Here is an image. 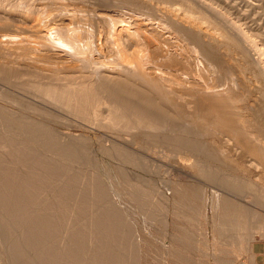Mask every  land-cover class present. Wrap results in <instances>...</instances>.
Here are the masks:
<instances>
[{
  "label": "rangeland",
  "instance_id": "rangeland-1",
  "mask_svg": "<svg viewBox=\"0 0 264 264\" xmlns=\"http://www.w3.org/2000/svg\"><path fill=\"white\" fill-rule=\"evenodd\" d=\"M27 1L28 0H0V4L6 3L10 5V4H16V3L18 4L22 2V5H26L25 3ZM32 1L34 2L35 0ZM43 1L45 4L44 8L48 9V7L51 8L52 6L54 11L60 10L61 13L58 14L57 18L63 20L64 23H69L70 27L75 26L74 30L71 31L72 33H74L75 39L72 40L65 38L63 44L57 45L56 48L55 47L53 48V45L54 46L56 45L53 44V42H51L50 45L48 46L45 45L43 47V45L45 44L44 42L46 41L44 42L41 41L42 44L40 43V41L39 42L37 41L39 39L38 37H36L37 31L33 29L34 27L31 28L30 26L31 22L30 24L28 22L25 23L19 19L20 18L19 16L17 18L16 15L13 16L14 14H11L12 15L11 16L10 14L7 15L3 12H0V68H1L0 69V112H3V114H5V116L8 117L17 116V114L19 116L20 114H22L24 115L23 116L24 118L29 116V118L32 117L34 118V120L42 121V123L48 124L50 128H54L53 131L54 130L57 131L55 132L59 134L58 136H56L58 140L60 138L59 137L60 135H61L60 140L65 141L66 139L67 140L71 139L72 141L76 142V144L79 143V145L80 143L86 140V142H84L86 143V145L82 143L86 146V148L85 146L84 147L81 146L80 149L77 151L75 157L73 159H68L67 157L56 155L55 152L52 151L51 149H50L51 151L45 147H44L45 149H43L42 146L33 143V141H31L29 138L24 137V135H20L21 133L19 128L21 127V125L19 121L21 120H19L17 124L12 126L10 129L9 128L7 129L4 125L0 124V132H2L4 135L6 134L8 137L10 136L14 137L12 138L13 141L15 143L18 142L16 146H18V144L25 145L28 143L27 145L30 147L31 146L30 144H33V148L30 147L31 152L27 156H25V158L27 157L26 161L23 157V159L20 160H24V162L22 161L23 163H21L20 160L18 161L17 159H15L8 151L12 147L9 148L8 145L7 147H5L6 144H4L3 141H5L6 137L3 138L4 139L3 141L1 139L0 157L6 159V163L3 166L0 165L1 166L0 169L2 168L1 170L9 166L10 167L15 166L18 168L17 169V171H19L18 173H21V175H23L26 172L28 166V170L31 173L32 170L29 169L31 165L29 164L32 163L33 160H35L37 157H39L40 154H42L40 157H44L45 159L47 158L59 159L58 161H60L61 165H63L66 168L68 167L70 169V173H77L78 171L77 173L78 180L76 181L74 187V193L76 195H74L72 199L70 198V199H66V201L64 200L62 201L58 196H56V194H54L53 187L44 186V188L42 187L40 191L37 192L38 194L35 193V196L33 197L35 200L32 198L28 203H26L25 206H21V208L23 209V213L21 212L22 210L19 205L18 207L17 205L7 206L8 209L7 210L6 207L3 205V203L5 204L3 198V201H1L2 203L0 202L1 203L0 208L2 210L5 208L6 210L4 209V211H6V213L5 214L4 212L2 213L7 216L8 215L20 216L21 214L23 215L26 213L28 215L29 213L32 214L35 212L36 214L34 213L33 214L34 216L36 215L38 217L43 216L42 218L54 214L59 216L61 222L59 226L61 228L59 227L60 231H58L57 234L59 236L55 235L54 237V239H56V243L58 242L57 246H60L59 244H61L60 249L64 248V246L65 247L67 246L68 233H66V231L72 229L71 230L73 233L72 236L75 235L74 231L76 233V235L73 236L72 238L75 237L74 239H76L78 235L80 237V238L78 237L77 241H75L76 246H74V243L72 242L73 239H71L70 242L74 247L79 246L81 242L85 239L84 240L85 242H82L81 244V249L79 248L80 250H83V247H85V249L83 250L84 252L80 253L83 259L86 257L87 254L89 256V253L91 251L93 252V250H95L97 247L96 241L98 240L99 234L95 232V230L93 231L94 229L93 223L94 220L99 215V213L103 214V211L107 209H113V210L116 209L117 215L120 218L124 217L121 220V225H120L121 228H119L120 231L117 230V234H119L118 236L119 238L116 237L121 241L120 244H117V246L119 245V247L116 246V248H118L117 250L120 253L117 250L116 252L118 254H123V252L125 253L126 256L124 255L125 256L124 261L131 260L130 262L125 261L124 264H241L246 257L249 258L252 252L256 251V249L258 248L260 241H262L261 239H264V113H263L264 105L263 103H261L259 99L256 102V97H255L256 93H254L256 91L253 90V82H252L254 80L253 79L251 80V78L249 77L250 74L248 73V90L246 89V87L243 85L242 82L238 84L239 81L237 82L233 81L236 83L235 85L236 88L233 85L230 86L229 84L230 88L228 86V88L226 89L224 88L223 84L226 83L225 85H227L228 81H231L230 79L232 77L235 79L237 77V73L235 74L233 73V75L231 74L228 75L226 78H228L229 80L225 79L223 82V80L219 79L220 77L219 71H221L223 68H220L221 70H219L213 66L214 68L213 70L212 67L208 68L207 63L205 64L204 61H202L203 63H201V65L200 62H198L199 64H195L196 66L194 65V63L196 62H194L193 60L188 61V63L187 62L185 63L184 60L181 61L182 64L184 62V65L180 63L181 66L185 67V65L189 66L190 64L189 66L190 69L188 70H191L193 68V65H194L193 68L194 70H196L195 67L196 68L201 67L203 69L202 70L201 68H198L203 71L205 76L201 78L202 79L205 78L204 80L207 81L208 86L209 85L212 86V88L209 86L210 88H208V90L212 89L211 91H213V89L215 90L217 89L218 90L217 92H224L229 96L233 94H236L237 96L239 95L241 100L235 103H231L236 105L239 104L237 106L238 108L234 105L229 104L231 107L228 105L231 113L234 111V113L236 114L239 123L238 122L233 123V121L230 118L228 119L227 117L221 118L220 116H218L217 119L214 117H213L214 119L211 118L209 119L207 116H205L207 117L205 118L203 115L205 119L204 120L202 119L203 117L201 116V114L200 115L197 114L198 112V110L196 111L197 106L195 107V104L193 103V104H188L189 106L182 105L183 107L175 106L176 107L175 108L174 106H172V109L168 107L169 112L170 110L172 111L174 109L172 112H170V116L172 117L175 116L173 118L171 117L172 120H170V123L168 125H171L173 127V130L175 131L177 129L176 127L179 126L178 130L179 131L182 130L180 131V134L182 132L184 133H182L183 135L182 134L180 135L178 130L174 132L173 130L171 131L169 129L170 132L178 134L179 136H183L185 139L192 142V144L190 145L191 147L186 146L180 148L174 146V142L170 141V139L165 140L166 138H159L160 141L155 140L152 137L150 138L144 136H141L140 138H134V136L133 135L131 136V134L135 133L137 130H135V132L129 133L130 134L129 135L128 133H126V130L122 129L121 127L118 129L117 127L112 128V126L102 123L105 121L102 119V115L104 118V116L108 113L107 110L104 112L105 104L104 105L101 104L98 107L99 110H101L100 112H102V110L104 109L102 115L101 114L99 115L101 116L100 118H98L99 116L96 117V119L94 117L93 118L90 117L92 119H90L89 117H81L80 115L71 112L68 109H63L60 107L55 108L54 105H52L51 103L46 102L45 104L42 100L38 98L37 99L39 101L33 99L32 97L30 98V96H33L35 98L36 96L26 95V94H22L19 91H16V89L18 88L15 86L12 87L11 83L20 84L22 83V81L25 82L28 79L30 80V78L33 79L34 77L33 72H35L36 70L37 71L39 70L40 73L38 74L40 75L38 76L36 71L34 73L36 75L34 79L37 78L40 79L41 75H43L42 77L43 79L42 78L41 79L46 80V77H44L46 74L45 71L43 72V70L41 69H36L33 66H29L32 67L33 69L32 71V69H30L27 66L25 61L27 62L30 61L33 62L34 64L38 61L37 63L41 65L36 63V67L46 66L47 64V67L50 68L52 67L53 69L56 67L55 69L58 70L59 68L61 69L63 68V66L65 67L69 64L78 65L79 63L82 62V60L80 62L79 59L80 57L78 55L76 56V54L73 55L70 52L71 50L67 51V48L65 49L64 47L76 46L77 50L79 51V54L81 56H85V50L83 48L89 47L91 44H93L92 42H94L93 45H95L93 46V48L97 46L96 49H98L101 46V48L103 47L101 50L103 51V53L105 52L104 55L99 56L98 59L96 50L92 48V51L94 50L92 54V56H94L93 59L95 58L94 61L97 59L98 61L105 60L106 64L112 65L113 63H115L114 57H118V55L116 56L115 53L110 49L109 44L105 42L103 34L106 33L104 30L107 28L104 27H106L107 22L104 19L101 20V17H99L98 15L107 16V12H111L112 8L115 7L122 8V6L133 7L138 12H142L140 10H143L142 13H144L145 7L140 5L139 3L133 2V0L131 1L127 0L128 2L125 0H63V3L61 1V4H60V0H58L59 4H57V2L54 1L53 4L52 2H49V0L46 1L43 0ZM251 1L255 2V0H249V2L248 0H202V3H205L206 5L212 4L213 8L215 7L216 9H219L222 12L226 13L228 18L233 19V20L231 19L232 21L237 20L236 23L239 26L241 25L242 29L247 31L248 34L250 35L249 43H251L252 45H256V47L260 49L261 52L256 55H260L261 57H263L262 59H260V61L264 65V37H263L264 35L262 31L264 29L263 26L264 3L263 2L261 3V1L259 0L256 1V3L260 5V6L258 5L256 9L254 7L251 8L249 5H247L250 4ZM36 2L39 3V0L35 1V3ZM150 2H152L154 5H159L163 7H166L168 5L173 7L174 6L180 7V9L185 7L182 4L183 1L181 2V0H153V1L151 0ZM139 5L142 8L139 7ZM226 5H228L230 9H228ZM224 9H227V11ZM145 10L146 13L144 14L145 15L147 14L149 16L151 14H152L151 16L154 15L156 16L157 14L161 15V13H163L162 10L153 11L150 7L148 10L147 9ZM46 17L44 18V20H47ZM71 19H73V21ZM203 23L204 25L207 24L206 22ZM213 29L215 33L218 35L219 34L217 32L218 29L216 28ZM32 30L33 31L35 30L36 33H34ZM257 30H261V31H257ZM23 35L29 37L30 39H32L33 36V39L36 41V44L38 45V47L36 46L37 47L36 50L42 47L44 49H40L36 51L32 48V50H34L32 51L30 50L31 49L30 47L27 46L25 47V45L19 43L21 39H18V38H22ZM67 35H69V33H67ZM99 35L101 38L99 37ZM12 36H15L16 42L14 40L13 41L9 40ZM180 38H182V36ZM180 38L178 44L184 46L187 53L189 55H192L191 54L192 51L190 50L191 48L189 49L187 47L188 46L187 41L182 42ZM183 41L185 40L183 39ZM36 44H32V45H36ZM46 44L48 43L46 42ZM46 46L49 47L50 50L49 49L45 50ZM182 46H180L181 50L183 49ZM187 49H189L190 51H188ZM35 52L38 53L35 54ZM185 52L183 55H186L187 57L188 54ZM57 53L59 54L66 53V54L59 55ZM28 57L31 59H27ZM33 58L34 59L37 58V60L33 61L34 60ZM40 59H41L40 62L42 63L39 62ZM115 59L117 60L118 58ZM98 61L97 62L95 61L97 65L100 64L98 63ZM48 64L50 66H48ZM52 64H54L55 66L53 65L54 66L53 67ZM56 65L57 66L61 65L62 67L60 66L57 68ZM92 66L93 64L89 66V68L83 67L85 71L86 69H88L90 72H85L84 70H82L83 72L80 73V71L77 72L78 71L77 70L71 72L74 74H71L70 72L69 73L71 74V76L72 75L76 76L77 74L78 76H81V74H83L84 72L87 75L91 73L90 70L91 68H93V70L96 69V65H94L93 67ZM26 69L28 70V72L32 71L33 77L30 76L31 73L29 74ZM34 69L36 70L34 71ZM164 69L165 68L163 67V70ZM204 69H206L207 71ZM63 70L65 69L63 68ZM156 70L158 69L155 68V71ZM20 71L22 72L23 75H20L21 74ZM23 71H26L28 73L27 74L28 77L26 76V72ZM231 71L236 72L232 68ZM41 72L44 74H41ZM199 72L201 73V71ZM203 73L201 74L203 75ZM93 74L96 75V73H92L90 74L91 77L88 76L89 78L88 77L87 78L91 79ZM8 78L12 81L10 82ZM210 78H212V80ZM210 82L213 84H211ZM221 84L223 85V87ZM242 86L245 88H243ZM13 89H15V91ZM7 93L11 95L13 98H14L13 95H15V97L20 96L25 98L26 101L28 100L31 103L40 104L41 106H43V108L45 107L44 110L46 111L50 110L49 112H53L54 116L48 117L47 114L46 115L44 114L43 116L38 113L34 114L33 110L31 109L26 110L27 109L26 107H24L25 109H22L20 105L15 104L14 102H10L9 100L6 101L5 94ZM253 97H255V102L254 101L252 102ZM232 107H234V109ZM186 110H188V112H186ZM177 112L178 114H176ZM182 112L184 114H182ZM233 114H231L232 117L235 115ZM229 119L232 122L227 121ZM172 121H174L175 123ZM100 122L103 125H101ZM173 125L176 126L174 127ZM186 126L188 127V129L186 128ZM238 126H240V128ZM182 127L183 129H180ZM186 131L187 132L189 131V133L188 134L185 133ZM239 131L242 133L240 134ZM136 133H140V131H137ZM193 138L195 141L191 140ZM163 140L166 141V143L163 142ZM196 140L201 142V147L204 146L203 148L205 147L210 148L213 146L212 148L215 150L214 151L210 150L206 152V150H203V148L201 147L199 149H195L194 148L196 147L195 145H198L199 143ZM117 141L121 144H119ZM2 143L3 145H5L4 147ZM120 146H122L121 147L122 149L124 147L125 148L123 150L118 149V147ZM109 147L110 149H108ZM253 147H256L257 149ZM191 149L193 150L191 151ZM202 150L205 151V153H203ZM32 151H35L34 154ZM206 153H208V155H206ZM209 153L212 155H210ZM130 155L133 158H135L133 159V161ZM29 156L30 159L28 158ZM128 156L130 158H126ZM27 174H29V172L25 173V175ZM208 174L216 175V177L212 179L208 177ZM93 179H94V183H93ZM97 180L99 181L101 180V182L99 181L98 182L100 184L102 183L103 185L102 188L105 187L104 188L105 191L108 190L107 196H109L107 200L102 199L98 201L96 207L99 209L100 211L99 213L98 211L97 212L95 211L96 207H93L94 204H92L91 201L94 197L91 190L93 189L92 188L93 184L98 183ZM224 180H228V182H230L231 184H229L228 182L225 183ZM57 184L61 185V181L59 180ZM85 186L89 187V190L84 195H82L83 193L80 194V191H82V189ZM90 187L92 189H90ZM21 191L22 192H18V194L16 193L18 198L16 199L18 201H20L25 196L24 193H26V192L23 193L22 189ZM19 193L21 194L19 195ZM79 194L82 195L80 196V198L78 196ZM110 195H111V199H109ZM83 196H85L87 202L86 200L84 201L83 199H81V197ZM82 202L83 203L86 202L87 207L89 206L88 208H91L92 206L91 210L90 209L88 210V208L86 207L88 211H86V213L82 211V208L79 205L82 204ZM61 204L62 205L67 204L66 206H68L69 208L66 209L64 205L62 207ZM36 205L38 206L40 205L41 207L40 206L38 207ZM13 207L15 208L13 209ZM16 208L18 209L16 210ZM30 208L31 209L34 208V209L31 210ZM59 208H61L62 210H60ZM79 208L81 209L79 210ZM10 209L14 211L11 212ZM56 210L58 211V213H55ZM243 210H245V212ZM243 216L245 218H243ZM232 218L234 219V221ZM230 219L232 222L229 221ZM69 222L71 224L74 223L76 226L74 224H73L74 226H72ZM79 227L81 228V230ZM19 228L20 227L17 228L18 230L16 229L15 230L16 232L19 231L20 234V232H22V229ZM78 228L80 231L77 230ZM14 231H11L12 234H15L17 236L16 232ZM11 232L9 231V233ZM61 237L63 240L61 239ZM11 238L13 237H10L9 234L8 240L10 239L11 241V243H9L10 241H7L8 242L7 244L9 245L12 244ZM79 239L82 241H80ZM93 241L95 243H93ZM77 242L79 245L77 244ZM129 242H131L132 244ZM10 246L12 247V245ZM126 246L129 248V250L130 249L131 250L129 251ZM4 247L5 246H3V242L0 240V264H12V263L15 264L14 262L15 260L13 261L14 258L13 256H15L14 259H16V255H13L15 253L12 251L10 252L7 251L9 249V246L8 248L6 247L7 249ZM90 248L91 250L89 252ZM120 249L122 252L120 251ZM126 250L129 251L130 253L129 256L131 257V259L129 256H127L128 251ZM5 251L7 254L5 253ZM131 252L133 253L132 256H131ZM84 253H86L85 256H83ZM26 257L28 256L26 255ZM26 257L24 256L25 259ZM85 261H87V259ZM110 262L113 263L112 260ZM113 264H118V263L114 262Z\"/></svg>",
  "mask_w": 264,
  "mask_h": 264
},
{
  "label": "bare ground",
  "instance_id": "bare-ground-1",
  "mask_svg": "<svg viewBox=\"0 0 264 264\" xmlns=\"http://www.w3.org/2000/svg\"><path fill=\"white\" fill-rule=\"evenodd\" d=\"M35 1H38V0H35ZM35 1L33 2L32 0H28L25 3L26 5H22L23 1L21 3H18V4L16 3V4H10V5H8L6 3H4V4L1 3L0 4V12H3L7 15L8 14H10V15L14 14L13 16L16 15L17 18L19 16L20 17L19 19L25 23L28 22L30 24V22H31V25H30L31 28L34 27L33 29H35L37 31L36 37H38L40 39V40L39 39L38 40L36 39V40L38 42L40 41V43H41V41L42 42L46 41L48 43V44H46V42H44L45 44L43 45V47L45 45L48 46L51 44V42H53V44H56L55 46L53 45V48L54 47L56 48L57 45L63 44L65 38L72 39V40L75 39L74 33L71 32L72 30H74L75 26L70 27L69 23H64L63 20H60V18H57L58 14L61 13L60 10L54 11L52 6H51L52 9L49 7H48V9L44 8L45 4H44L43 0H39V3H37V2L35 3ZM53 1L57 2V4H59L58 0H49V2H52L54 4ZM61 1L63 3V0H60V4H61ZM125 1H127V0H125ZM150 1L151 0H133V2L139 3L140 5L144 6L145 9H147V10L149 9V7L153 11H155V10L161 11L162 10L163 13H161V15H158V14L156 16L155 15L151 16L152 14L150 16L147 14L145 15L144 13H146L145 12L146 10L144 8H143L144 13H142L143 10H140L142 12H138L133 7H128V6L127 7L122 6V8H120V7L112 8L111 12H107V16L98 15L99 17H101V20L104 19L107 22L106 27L103 26L104 28H107L104 30L106 32L105 33L106 36H105V34H103L105 42L109 44L110 49L115 53V55L116 56L118 55V57H114L115 63H113L112 65L106 64L105 60H103V61L99 60L98 61V59H99L98 57L101 55H104L105 52L103 53V51L101 50L103 47L101 48V46L99 47L100 49L99 48L96 49L97 46L95 48H93V46H95V45H93L94 42H92L93 44H91L89 47H86V48L82 47L85 50V56H81L79 54V51L77 50L76 46L64 47L65 49L67 48V51L71 50L70 52L73 55L74 54H76V56L78 55L80 57V58L78 57L80 59V62H81V60H82V62L79 63L78 65H73V64L67 65L66 64L67 66H65V67L63 66V68L65 70H63V68H61L63 70L62 71L60 68L58 70V69H55L56 67L54 69L52 67L51 68L47 67V64H46V66L36 67V63L38 61L35 64L33 62H30V61H28V62L25 61L28 67L33 66L36 69L43 70V72L45 71L46 74L44 77H46V80H42L43 75H41L40 79H38V78L34 79V77L36 76L34 73L37 70L34 69V71L35 70L36 71L33 72V75H34V77H33V75H32L33 69H32V67H29L30 69H32V71L28 72V70L27 69L26 70L29 74L31 73L30 76H32L33 79L30 78V80L28 79L25 82L22 81V83H20V84L11 83L12 87L13 86L17 87L18 89H16V91H19L22 94L36 96V98L33 96H30V98L32 97L33 99H35L37 101H39L38 99H40L45 104H46V102L51 103L52 105H54L55 108L60 107L63 109H68L69 111L74 112V113L80 115L81 117H89V118L94 117L96 119V117H98L100 114L102 115V112L104 110L103 109L102 112H100L101 110H99V108H98L99 105L105 104L104 112L107 110L108 113L104 116V118L102 115V119L105 120L102 123H105L106 125L112 126V128L117 127V129H118L121 127L122 129L126 130V133H128V134L131 132H135V130L140 131V133H136L137 132L136 131L135 132L136 134L135 133L131 134V136L133 135L134 138H140L141 136H144V137H150V138L152 137L153 139L158 140V141H160L159 138H166L165 140L170 139V141L174 142V146H177L180 148L190 146L192 144V142L185 139L183 136H179L178 134L170 132V130L171 131L173 130V127L171 125H168V124L170 123V120H172V118L175 117V116H173V117L170 116V112H172L174 110V109L172 111L170 110V112H169V108L172 109V106L183 107L182 105L185 106V105L194 103L195 107L197 106L196 107V111L198 110L197 114L198 115L201 114L202 117L204 115V117L207 116L209 119L210 118L211 119H214V118L217 119L218 116H220L221 118L222 117H227V119L230 118L233 121V123L238 122V118H237L236 114L234 113V111L231 113L229 106L234 105L237 107L239 104L236 105V104H231V103H235L237 101H240L241 98L239 97V95L237 96L236 94L229 96L228 94H226L224 92H217L218 91L217 89L216 90L213 89V91H211L212 89L208 90V88H210V87L212 88V86L209 85L210 86L209 87L207 81L204 80L205 78L204 79L201 78V77H205L204 73L202 71L203 69L201 67H197V68L195 67L196 70L193 69L195 64H199L198 62H200V65H201V63H203L202 61H204L205 64L207 63L208 68L209 67L213 68V66L219 70H221L220 68H223L224 70L222 69L221 71H219L220 75L219 74L218 75L220 77L217 76V77H219V79L223 80V82L225 79L229 80L228 78H226L228 75H230V74L233 75V73L234 74L237 73V77L235 79L232 77L230 79L231 81H228L227 85H225L226 83H224V84L222 83L224 85V88H226V89L228 88L229 84H230V86L233 85L235 87L236 83L233 81H236V82L239 81L238 84L240 82H242L243 85L248 90V73H249L250 74L249 77L251 78V80L252 79L254 80L252 82H253V90L256 91V92H254V93H256V96H255L256 102L259 99L261 101V103H263V105H264V65L260 61V59H262L263 57H261L260 55H256V54H259L261 52L260 49L258 47H256V45H252L251 43H249L250 35L248 34L247 31L242 29L241 25L239 26L236 23L237 20L232 21L233 19L231 18L232 19L231 20L230 18H228L226 13L222 12L219 9H216L215 7L213 8L212 4L206 5L205 3H202V0H181V2L183 1L182 4L185 6L184 8H181V9H180V7H175V6L173 7V6H169V5L166 7L154 5ZM256 1H258V0H255V2L251 1L250 4H247V3L246 4L249 5L251 8H253V7L256 8L259 5L258 3H256ZM259 1H261V3L262 2L264 3V0H259ZM240 2H242V1H240ZM248 2H249V0H248ZM46 3H48V2H46ZM39 4H41V5H39ZM136 5H138V4H136ZM140 5H139V7H141ZM226 7H228V5H226ZM232 8H233V6H232ZM228 9H230V7H228ZM224 10L227 11V9H224ZM228 12H229V10H228ZM162 14H164V15H162ZM159 16H161V17H159ZM45 17L47 20H44ZM72 18H73V16H72ZM57 20H59V21H57ZM71 20L73 21V19H71ZM203 22H206L207 24L204 25ZM213 28L218 29V31L217 30L216 31L220 34V36H219V34L217 35L215 33ZM35 30L34 31L32 30V31L34 33H36ZM30 31H31V29H30ZM257 31H261V30H257ZM262 31H263V35H264V29ZM67 33H69V35H67ZM100 35H99V37H100ZM181 36H182V38H180ZM179 38L182 40V42L187 41V45H188L187 47L189 49L191 48L190 50L192 51L191 52L192 55H189L187 53L184 46L178 44ZM18 39H21V41L19 43L25 45V47L26 46L30 47L31 48L30 50H32V48L34 50H36V48L38 47V45L36 44V41L33 39V36H32V39L35 42L32 39H30L29 37L24 36V35L22 38H18ZM183 39L185 41H183ZM9 40L15 41L16 40L15 36H12ZM182 42H179V43H182ZM32 44H36V45H32ZM47 46H46L47 49L45 48V50L49 49V47H47ZM180 46L183 47L182 50H181ZM185 46H186V43H185ZM43 47L40 48V46H39L40 49H44ZM92 48L94 50H96V54H97L98 59L96 58L97 60H95V61L96 62L98 61V63H100L99 65H97V63L94 61L95 58L93 59L94 56H92V54H93L94 50L92 51ZM27 49H29V48H27ZM40 49H38V50H40ZM189 49H187V50L190 51ZM34 50H32V51H34ZM38 50H36V51H38ZM67 51H65V52H67ZM184 52L188 54L187 57H186V55H183ZM36 53H38V52H35V54ZM57 54H59V53H57ZM61 54L62 53H60L59 55H61ZM63 54H66V53H63ZM31 56H32V54H31ZM24 57H22V58H24ZM34 57H37V56H34ZM75 58H77V57H75ZM115 58H118V59L116 60ZM14 59H16V58H14ZM27 59H31V58L28 57ZM35 60H37V58H35L33 61H35ZM178 60H179V62H178ZM183 60L185 61V63L186 62L188 63V61H190V60H193L194 62H196V63H194L192 61L194 63L193 68H192L193 70L192 69L188 70V69H190L189 68L190 64H189V66L185 65V67L181 66V64H182L181 61H183ZM40 61H41V59L39 60V62ZM192 62H191V64H192ZM40 63H42V62H40ZM37 64H39V63H37ZM92 64H93V66L96 65V69L93 70V68L90 67L91 68L90 74L96 73V75H98V76L93 74L92 78L88 79L89 78L88 76L91 77V75L90 74L86 75L85 72H90V71L88 69H86V71H85L83 69V67L89 68V66H91ZM39 65H41V64H39ZM39 65H37V66H39ZM53 65L54 64H52V66ZM178 65L181 66L182 68L179 67ZM182 65H184V62ZM48 66H50V65L48 64ZM60 66H57V68ZM163 67L165 69L166 68L167 69L163 70ZM191 67H192V65H191ZM155 68L158 70L155 71ZM198 68H201L202 70L198 69ZM231 68L234 69L236 72H232ZM197 69L199 71H201V73H203V75ZM82 70H84L85 72L83 74H81V76H78L77 73H76L77 74L76 76L75 75L71 76V74H74L71 72H73V71L79 72L80 71V73H81V72H83ZM204 70H206V69H204ZM213 70H214V68H213ZM164 71H166V72H164ZM23 72H26V71H23ZM27 72H26V76L28 74ZM38 73H40L39 70L37 71V74ZM80 73H79V75H80ZM41 74H44V73L41 72ZM20 75H23L22 72ZM39 75L40 74H38V76ZM9 76H10V74H9ZM47 76H48V79H47ZM221 77H224V78H221ZM229 77H231V76H229ZM210 79L212 80V78H210ZM8 80L10 82L12 81L9 78H8ZM227 80H226V82H227ZM14 81H15V79H14ZM217 83H218V81H217ZM211 84H213V83H211ZM223 85H222V87H223ZM230 86H229V88H230ZM245 87H243V88H245ZM13 90L15 91V89H13ZM8 91H10V90H8ZM8 93L5 94L6 101L9 100L10 102H14L15 104L20 105L22 109H25L24 107L27 108L26 110L31 109L34 111V114L38 113L42 116L44 114L45 115L47 114L48 117L54 116L53 112H49L50 110L49 111L44 110L45 107L43 108V106H41L40 104L31 103L28 100H27L28 101L27 102L25 100V98L20 97V96L15 97V95H13L14 96V98H13ZM11 94H13V93H11ZM14 94H16V93H14ZM255 97L252 98V102L253 101L255 102ZM232 108L234 109V107H232ZM228 109H229V111H228ZM3 111H4V109H3ZM186 112H188V110H186ZM12 113H14V112H12ZM174 113H175V111H174ZM176 114H178V112ZM182 114H184V113L182 112ZM231 114H233L234 116L232 117ZM23 116L24 115H22V114H20L19 116L17 114V116H9L8 117V116H5V114H3V112H0V124L4 125L7 129L8 128L10 129L12 126L16 125L19 120H21V121H19L20 125H21V127L19 128L20 133H21V134L19 133L20 135H24V137L29 138L31 141H33V143H35L39 146H42L43 149H45V148H47L48 150L51 149L52 151L55 152L56 155L62 156V157H67L68 159H73L75 157L77 151L80 149V147L81 146L84 147L86 145V143H84V142H86V140L83 141L84 139L82 140L83 142L82 141L81 142L84 143L85 145L82 143H80V145H79V143L76 144V142L72 141L71 139L70 140L66 139L67 141L66 140L62 141V140H60L61 135L59 136L60 138L58 140V138L56 136H58L59 134L56 133L57 132L56 130L53 131L54 128H50V126L48 124L42 123V121L34 120V118H32V117H31L32 118L31 119V118H29V116L26 118H24ZM25 116H27V115H25ZM100 117L101 116H99L98 118H100ZM204 117L202 119H204ZM207 117H205V118H207ZM92 118H90V119H92ZM23 119H25V120H23ZM196 119H194V120H196ZM230 119L227 121H230ZM52 120H53V118H52ZM221 120H223V119H221ZM232 121H230V122H232ZM172 122H174V121H172ZM176 122H178V121H176ZM100 124H101V122H100ZM101 125H103V124H101ZM167 126H169V127H167ZM238 127L240 128V126H238ZM91 128H92V126H91ZM176 128H174V129H176V131H177L179 129V126ZM186 128L188 129L187 126H186ZM180 129H183V127ZM189 130H190V128H189ZM173 131L176 132L175 130H173ZM180 131H182V130H180ZM180 131H179V134H180ZM182 133H184V132H182ZM185 133L188 134L189 131L188 132L186 131ZM241 133L242 132H240V134ZM187 134H186V136H187ZM5 137H6L5 141H3L4 140L3 138H5ZM12 138H14V137H11V136L8 137L6 134L4 135L2 132H0V140L2 139L3 143L6 144V146H5L2 143L3 147L4 146L7 147V145L9 146V148L12 147L10 150H8L10 152V154L15 159H17L18 161L20 159H23V157L26 161L27 157L25 158V156H27L31 152V148H33V144H30L31 148L27 145L28 143L25 145H19L18 144V146H16V144L18 142L15 143ZM186 138H188V137H186ZM247 138H248V136H247ZM191 140H194V138ZM115 141H116V139H115ZM196 141H198V140H196ZM163 142L166 143V141H164V140H163ZM199 143H200V145H199ZM199 143H198V145H195L196 144V142H195V144L194 143L193 144L196 147H194L193 145L192 146L195 149H199L201 147V142H199ZM119 144H121V143H119ZM122 146L118 147V149L123 150L126 147V145H125V147L122 149L121 148ZM197 146H198V148H197ZM203 147H201V148H203ZM212 147H210V148L205 147V148H203V150H206V152L210 151V150L214 151L215 149H213ZM85 148H86V146H85ZM253 148H256V147H253ZM108 149H110V147ZM32 150H34V149H32ZM192 150L193 149H191V151ZM252 151H254V150H252ZM32 152L34 154L35 151H32ZM203 153H205V151H203ZM41 155L42 154H40V156ZM206 155H208V153H206ZM210 155H212V154H210ZM40 156L37 158L34 156L36 159L33 160V162L29 164V165H31L30 166L31 168L29 167V169L32 170L31 173L28 170V166H27L26 172L24 171L25 173L29 172V174H27V175H25V173L23 175H21V173H18L19 172V171H17L18 168L15 166L14 167L9 166L7 168L4 167L5 169H3V170H1L2 168L0 169L2 171V172L0 171L1 172L0 173V202L3 201V198H4L5 204L3 203V205L6 207V209H7V206L17 205V207H18V205H19L20 208H21V206H25L26 203H28L35 196V193L38 194L37 192L40 191V189L42 187L44 188V186L53 187L54 194H56V196H58L62 201L63 200L66 201V199H70V198L72 199V197H74V195H76L74 193V187H75L76 181L78 180V174H77L78 171H77V173H70V169L68 167L66 168L63 165H61L60 161H58L59 159H49L46 156L45 157L47 159H45L44 157H40ZM28 158L30 159V156ZM31 158H33V157H31ZM126 158H130V157L128 156ZM131 158H132V161H133V159H135L132 156H131ZM17 160H15V161H17ZM22 161L24 162V160H20L21 163H23ZM129 161H131V160H129ZM5 163H6V159H4L3 157H0V165L3 166ZM9 164H11V163H9ZM16 164H18V163H16ZM21 166H22V164H21ZM68 170H69V172H68ZM208 177L213 179L216 177V175L208 174ZM59 180L61 181V185L57 184ZM98 181L99 180H97V182ZM224 181H225V183L228 182V180H224ZM99 182H101V180ZM99 182L96 184H93L94 183V179H93V183H92L93 189L90 187V189H92L91 191H92V194L94 196L93 199L91 200L92 204H94L93 207H96L99 200H102V199L107 200V198L109 197V196H107L108 190L105 191L104 190L105 187L102 188L103 185H102V183L100 184ZM228 183L231 184L230 182H228ZM88 186H89V184H88ZM85 187L82 189V191H80V194L83 193L82 195H84L86 192H88L89 187H87V186H85ZM21 189L23 190V193L24 192H26V193H24L25 196L23 198L19 197L22 199L20 201H18L17 200L18 199L17 194H18V192H22ZM191 191H193V190H191ZM193 193H195V192H193ZM20 194L21 193H19V195ZM80 194L78 195L79 198H80V196H82ZM81 199H83L84 201L86 200V202H87V199H85V196L81 197ZM109 199H111V195H110ZM59 202H61V201H59ZM86 202H84V203L82 202V204H79L80 207L82 208V211H84L85 213H86V211H88L89 209L91 210V208H92V206H91V208H88L89 206L87 207ZM63 205H62V207H63ZM66 205L67 204H65L64 207L66 209L69 208ZM79 205H78V207H79ZM36 206H38V205H36ZM233 206H235V205H233ZM15 207H13V209ZM86 207L88 208V210ZM231 207H232V205H231ZM34 208H32V209H34ZM61 208H59V209L62 210L63 208L62 209ZM81 208H79V210ZM4 209L2 210L0 208V240L3 242V246H5L4 248H6V247L8 248V246H9V249L7 251H9V252L12 251L15 253L13 255H16V259H14L15 256H13L11 254L14 257L13 261L15 260L14 261L15 264H113L114 262H116L118 264H120V263L124 264V262L126 261V260L124 261L125 256H126L124 252H123V254H118L116 252V250L118 249V248H116V246H117V244H120V242H121L120 239H118L119 234H117V230L120 231L119 228H121L120 227L121 220H122V218H124V217L120 218L117 215L116 209L115 210L107 209V210L103 211V214H102V213H99L100 211L96 207L95 211L96 212L98 211L99 215L94 220V223H93L94 229H93V227H92V229H93V231L95 230V232H97L99 234V237H98V240L96 241L97 242L96 249L93 250V252L92 251L90 252V250L92 248V246H91V248L89 249V252L91 254L89 253V256H88V254L86 255L85 258L87 259V261H85L86 259L84 258L85 259L84 260L82 255L80 254V253L84 252L83 250L85 249V247H83V250H80V249H81V244H82V242H85L84 241L85 239L83 241L79 239L80 241H82L81 244L79 245L77 242V244L79 245V246H77L78 248L74 247V246H76L75 241H77L79 235L76 239H74L75 237L72 238L73 236L76 235V233L74 231L75 235L72 236V234H73L71 231L72 227L69 228L71 230L66 231V233H68V237H67L68 244H67V246L66 247L64 246V248H61V249H60L61 244H59L60 246H57L58 242L56 243V239H54V237H55V235L58 234V231H60L59 229L61 228L59 226V224L61 223L59 216L54 214V215H51V216L49 215L47 217L45 216V218H42L43 216H41V217H38L37 215L34 216L33 214L35 212L32 214L29 213L30 215L29 214L27 215L25 213L23 215L21 214L20 216L19 215L15 216L14 214H13L14 216H9V215L7 216V215H4L6 213V211H4ZM11 209H12V207H11ZM17 209L18 208H16V210ZM52 209H53V207H52ZM10 210H9V212H10ZM21 210H22L21 212L23 213L22 208H21ZM44 210H45V207H44ZM65 210H63V211H65ZM245 210H243V211L245 212ZM12 211H14V210H11V212ZM92 211H94V210H92ZM2 212H4V214ZM24 212H25V210H24ZM36 212H37V210H36ZM70 212H69V214H70ZM55 213H58V211L56 210ZM72 213H74V212H72ZM120 213H118V214H120ZM229 218H231V217H229ZM243 218H245V217L243 216ZM229 221H231V219ZM233 221H234V219H233ZM224 223H226V222H224ZM73 224H71V225L74 226L75 224L74 225ZM63 225H64V222H63ZM16 226H17V228L20 227L22 229V232H20V234H19V231H17L18 233L16 232V230H18L16 228ZM132 226H134V225H132ZM62 228H64V227H62ZM79 228L77 230H79ZM130 228H132V227H130ZM11 229H13V230H11ZM74 230H75V228H74ZM80 230H81V228H80ZM83 230H82V232H83ZM9 231L10 232L11 231L16 232L17 236L15 234H12V232L9 233ZM63 231H65V230H63ZM97 233H96V235H97ZM9 234H10V237H13V238H11L12 244H10V245H12V247L9 244H7L8 243L7 241H10V239L8 240ZM80 235H81V232H80ZM57 236H59V235H57ZM84 236H83V238H84ZM116 237H118V238H116ZM61 239H62V237H61ZM71 239L74 240V241L72 240V242L74 243V246L70 242ZM81 239H82V236H81ZM86 242H88V241H86ZM4 243L8 246H6ZM9 243H11V241ZM93 243H95V242L93 241ZM129 243H131V242H129ZM84 244H83V246H84ZM117 247H119V245ZM86 249H87V247H86ZM128 250H129V248H128ZM128 250H126V251H128ZM80 251H82V252H80ZM120 251H121V249H120ZM129 251H128L127 256L130 255ZM85 252H86V250H85ZM5 253H6V251H5ZM8 254H10V253H8ZM85 254L86 253H84L83 256H85ZM132 254L133 253L131 252V256H132ZM26 255L29 258L26 257ZM24 256L26 257V259L24 258ZM87 256H88V258H87ZM130 259H131V257H130ZM111 260L113 261V263L110 262ZM137 260H138V258H137ZM130 261H128V262H130Z\"/></svg>",
  "mask_w": 264,
  "mask_h": 264
},
{
  "label": "crops",
  "instance_id": "crops-1",
  "mask_svg": "<svg viewBox=\"0 0 264 264\" xmlns=\"http://www.w3.org/2000/svg\"><path fill=\"white\" fill-rule=\"evenodd\" d=\"M256 251L252 252L251 256L246 257L241 264H264V239H261Z\"/></svg>",
  "mask_w": 264,
  "mask_h": 264
}]
</instances>
